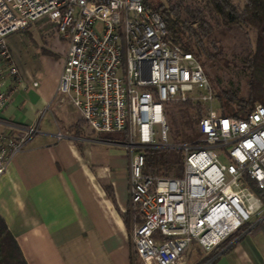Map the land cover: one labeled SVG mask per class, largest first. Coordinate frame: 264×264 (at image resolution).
<instances>
[{
    "label": "built area",
    "instance_id": "obj_1",
    "mask_svg": "<svg viewBox=\"0 0 264 264\" xmlns=\"http://www.w3.org/2000/svg\"><path fill=\"white\" fill-rule=\"evenodd\" d=\"M39 22L66 49L49 103L18 126L2 118L23 88L6 37ZM214 100L202 64L142 0H0V180L51 104L72 107L83 129L117 135L128 158L132 264H182L192 241L209 251L264 217L251 190L264 193V101L235 117ZM185 102L200 109L197 137L169 143L166 107ZM158 148L180 152L179 175L145 171L144 151Z\"/></svg>",
    "mask_w": 264,
    "mask_h": 264
},
{
    "label": "crops",
    "instance_id": "obj_2",
    "mask_svg": "<svg viewBox=\"0 0 264 264\" xmlns=\"http://www.w3.org/2000/svg\"><path fill=\"white\" fill-rule=\"evenodd\" d=\"M56 38L64 48L46 83L37 82L40 65L21 70L15 64L23 88L3 108L4 122L28 125L49 103L66 49ZM47 112L51 119L39 123L0 180V217L24 263L132 264L128 158L118 136L84 131L70 106L51 104ZM188 248L203 251L196 243ZM214 264H264V228L245 234Z\"/></svg>",
    "mask_w": 264,
    "mask_h": 264
},
{
    "label": "trees",
    "instance_id": "obj_3",
    "mask_svg": "<svg viewBox=\"0 0 264 264\" xmlns=\"http://www.w3.org/2000/svg\"><path fill=\"white\" fill-rule=\"evenodd\" d=\"M163 18L168 37L183 51H188L200 62L203 57L212 58L214 45L208 37L214 28L237 26L251 29L255 34L254 45L244 59L247 94L244 99L235 92L217 86L214 92L220 114L241 117L255 103L264 101V0H142ZM212 48V49H211ZM209 83L212 81L208 79ZM175 114H168L169 132L175 142L189 139L195 117L201 112L188 102ZM188 108L192 111L188 113ZM106 134V133H104ZM193 134V133H192ZM114 140V134H106ZM180 152L168 149L144 151L145 171L155 175L180 174ZM251 190L261 203L264 214V193L251 185ZM264 228V217L243 233H234L213 246L196 264H214L215 259L228 251L245 234ZM0 264H25L19 249L0 217Z\"/></svg>",
    "mask_w": 264,
    "mask_h": 264
},
{
    "label": "rangeland",
    "instance_id": "obj_4",
    "mask_svg": "<svg viewBox=\"0 0 264 264\" xmlns=\"http://www.w3.org/2000/svg\"><path fill=\"white\" fill-rule=\"evenodd\" d=\"M231 1L234 3L240 2V0ZM187 2L191 3V0H187ZM38 25H41V27H36L37 25H34L26 29L25 32L17 31L9 34L6 37V44L10 49L13 61L19 69L32 70L38 65L42 67L41 70L36 73V79L37 82L43 81L42 83L44 84L49 81V76L47 75L54 73L58 69V62L60 59L59 52L63 50L64 43L55 40L57 39V34L53 31L52 25L44 24L43 22H39ZM254 40L255 34L251 29H241L237 26L214 28L208 37V41L212 42L214 45L215 52L213 57H203L200 61L207 78H210L212 81L210 85L213 91H216V87L219 86L220 88L235 92L240 99L246 97L247 74L244 59L247 53L252 50ZM41 50H46L47 53L45 55H40L39 52ZM45 70H48L49 73ZM212 104L214 107H217V100H214ZM183 107L184 105L175 103L167 105V122L168 114H175L177 109ZM188 113L192 114V111L189 108ZM50 115L51 114L47 112L42 117L40 125L44 123L46 118L51 119ZM76 119L78 125L82 128L83 124L81 119L78 117ZM83 130L86 131V129ZM186 132L190 134V138L187 139L188 141L197 137L194 126L191 131L187 129ZM167 141L169 143L175 142L170 135V132L167 135ZM179 142L177 141L175 143ZM260 214L261 211L257 213L258 216H260ZM194 243L195 242L192 241L189 245ZM205 254V251H200L195 248L189 250L188 248L182 257V264H196Z\"/></svg>",
    "mask_w": 264,
    "mask_h": 264
}]
</instances>
